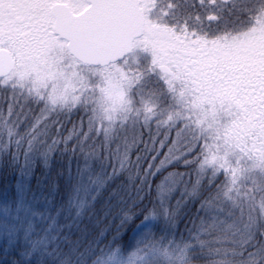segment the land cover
<instances>
[{
	"label": "trees",
	"instance_id": "obj_1",
	"mask_svg": "<svg viewBox=\"0 0 264 264\" xmlns=\"http://www.w3.org/2000/svg\"><path fill=\"white\" fill-rule=\"evenodd\" d=\"M159 1L164 26L211 48L264 28V0H218L216 21L187 20L188 27L186 4ZM157 70L140 68L130 108L111 123L96 86L76 104L55 105L48 93L0 79V264H107L136 251L151 215L156 225L140 247L154 243L170 264H264V203L240 215L229 175L210 162L219 151L210 135L216 129L225 138V122L209 130L203 119L215 112L194 109L184 101L189 84L181 78L172 87ZM166 134L176 141L173 155H188L159 174L148 175L147 163L139 173L120 170L129 151L133 163L136 155L151 163L144 148ZM33 136L40 146L29 155Z\"/></svg>",
	"mask_w": 264,
	"mask_h": 264
},
{
	"label": "rangeland",
	"instance_id": "obj_2",
	"mask_svg": "<svg viewBox=\"0 0 264 264\" xmlns=\"http://www.w3.org/2000/svg\"><path fill=\"white\" fill-rule=\"evenodd\" d=\"M56 3L59 0H0V49L9 50L16 60V69L2 80L3 85H29L48 93L55 105L76 104L96 86L98 101L111 123L130 108L126 96L141 67L148 71L157 68L172 87L182 78L190 86L183 93L184 101L190 99L194 109L215 112L203 119L209 130L225 122V138L216 129L210 135L209 144L219 147L210 162L216 172L229 175L227 187L237 196L240 215L245 210L249 217L251 204L263 207V194L257 198L256 193L264 189V28L245 39L211 48L212 43L190 41L164 26L157 13L159 0H141L146 29L135 42L133 54L120 63L95 69L98 67L81 65L70 57L66 43L53 33L50 8ZM68 6L73 12L79 10ZM28 139V152L33 155L40 139ZM235 145L245 149L246 159L237 156ZM157 219L151 215L142 223L136 251L107 264H170L167 251H160L154 243L140 247Z\"/></svg>",
	"mask_w": 264,
	"mask_h": 264
},
{
	"label": "water",
	"instance_id": "obj_3",
	"mask_svg": "<svg viewBox=\"0 0 264 264\" xmlns=\"http://www.w3.org/2000/svg\"><path fill=\"white\" fill-rule=\"evenodd\" d=\"M50 8L53 18L52 31L66 42L68 53L79 63L92 67H107L123 61L134 51V43L145 34L146 19L141 0H116L109 8L103 26L81 25L72 17V25ZM64 11L73 12L67 5ZM16 69V61L7 49L0 50V79L6 78Z\"/></svg>",
	"mask_w": 264,
	"mask_h": 264
},
{
	"label": "snow or ice",
	"instance_id": "obj_4",
	"mask_svg": "<svg viewBox=\"0 0 264 264\" xmlns=\"http://www.w3.org/2000/svg\"><path fill=\"white\" fill-rule=\"evenodd\" d=\"M227 2V0H225ZM181 3H184L188 6V16L185 20V27H188L187 20H196L206 22L211 24L212 22L218 19L217 15L214 13V9L217 6L218 0H181ZM61 7L54 9V11L62 16L65 19V22L69 25H72V17H76L81 25H96L103 26L105 23V18L107 16L109 8L116 6V0H59ZM71 4L74 7L78 8V11H74L69 16L64 8ZM177 5L170 4L169 8H175ZM165 15H168L167 13ZM177 137L180 136V133H176ZM151 140V137H150ZM153 147H145L144 153L147 155L151 154L150 158L151 163L148 162L145 157L136 155V163L132 162V152L129 151L125 154L124 160L121 162L120 170L124 168L131 167L135 168L139 173L142 169L138 165L147 163L146 172L148 175H152L154 172L159 174L163 172L164 166L173 164L181 158V156H187L188 153H182L181 156L173 155L175 149L176 141L171 138L170 135H165L163 139L152 141ZM19 144V143H18ZM158 144L159 148L157 149L155 145ZM167 148L168 151L164 155V159L160 161V164L157 165L154 161L160 156V149ZM190 162V161H187ZM117 169L113 168V173L115 174Z\"/></svg>",
	"mask_w": 264,
	"mask_h": 264
},
{
	"label": "flooded vegetation",
	"instance_id": "obj_5",
	"mask_svg": "<svg viewBox=\"0 0 264 264\" xmlns=\"http://www.w3.org/2000/svg\"><path fill=\"white\" fill-rule=\"evenodd\" d=\"M10 13L13 14L14 13V9L13 8H10Z\"/></svg>",
	"mask_w": 264,
	"mask_h": 264
}]
</instances>
